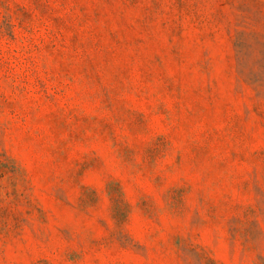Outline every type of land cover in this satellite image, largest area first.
<instances>
[{"label":"rangeland","instance_id":"obj_1","mask_svg":"<svg viewBox=\"0 0 264 264\" xmlns=\"http://www.w3.org/2000/svg\"><path fill=\"white\" fill-rule=\"evenodd\" d=\"M0 264H264V0H0Z\"/></svg>","mask_w":264,"mask_h":264}]
</instances>
